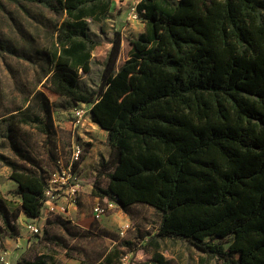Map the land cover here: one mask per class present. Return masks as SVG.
<instances>
[{
  "label": "trees",
  "instance_id": "trees-1",
  "mask_svg": "<svg viewBox=\"0 0 264 264\" xmlns=\"http://www.w3.org/2000/svg\"><path fill=\"white\" fill-rule=\"evenodd\" d=\"M110 2L58 0L66 17L45 52L50 89L91 104L92 122L108 132L114 165L108 185L95 182L91 193L124 209L153 207L161 213L156 237L185 240L221 264H264V0H139L144 31L119 67L115 33L101 85L86 91L79 73L91 72L100 42L86 19H102ZM38 117L23 122L48 133ZM0 160L21 212L39 217L46 176L29 161ZM10 217L0 199L6 235L16 238ZM115 255L94 264H114ZM16 264L46 262L22 256ZM144 264L168 262L156 251Z\"/></svg>",
  "mask_w": 264,
  "mask_h": 264
},
{
  "label": "rangeland",
  "instance_id": "rangeland-1",
  "mask_svg": "<svg viewBox=\"0 0 264 264\" xmlns=\"http://www.w3.org/2000/svg\"><path fill=\"white\" fill-rule=\"evenodd\" d=\"M137 2L111 0L102 19H86L89 36L100 42L91 52V72L79 73L83 90L91 91L101 85V71L116 32L121 35L117 67L131 53L130 41L144 31L141 16L135 21L128 20L130 8ZM65 17L58 0H0V154L26 165L29 161V169L46 178L56 168L57 154L66 159L72 140L81 142L76 130L101 132L92 124L89 104H78L53 92L45 77V52L51 49L56 29ZM75 107L85 111L78 125L74 122ZM36 116L49 128L48 133L23 122ZM90 143L83 144L87 147ZM104 150L101 173H98L97 180L90 178L84 183L85 196L81 195L76 202V217L53 214L37 223L40 232L36 235L21 234V200L16 194L17 183L9 177V166L0 160V199L17 224L20 237L25 238L22 250L17 246L14 251L16 243H6L10 237L0 219V254H4L11 264H16L22 256L31 260L41 256L46 264H63L66 254L94 264L108 252H115L114 264H144L159 251L168 264H221L185 240L156 237L161 213L145 203L126 209L117 204L99 220L95 219L91 214L92 204L98 200L103 203L111 200L108 196L96 198L91 193L95 182L101 188L108 185L112 151L107 147ZM49 220L51 222L47 223ZM126 220L131 227L121 235L120 226ZM51 236L57 237L60 245L66 248L48 242L46 237ZM228 244V241H222L225 249Z\"/></svg>",
  "mask_w": 264,
  "mask_h": 264
},
{
  "label": "built area",
  "instance_id": "built-area-1",
  "mask_svg": "<svg viewBox=\"0 0 264 264\" xmlns=\"http://www.w3.org/2000/svg\"><path fill=\"white\" fill-rule=\"evenodd\" d=\"M139 13L136 10V4L130 8L129 19L138 20ZM85 114V111L79 107L74 108V122L78 125ZM84 152H86L85 145L79 140H73L70 146V152L68 158L64 159L62 155H59L55 159L56 168L49 174L47 178V185L43 193V200L41 205L40 215L41 219L46 220L53 214L60 213L67 216L68 206L76 205L80 197V191L82 182L77 172L78 164L81 162ZM65 195L66 202L61 205L58 204L57 199L60 197V193ZM118 203L111 200L102 202L98 200L92 204L91 214L95 219L99 220L103 217L107 211ZM130 223L128 220L123 221L119 233L124 235L127 230L130 229ZM21 229L24 234L36 235L40 232V227L35 221L23 219L21 222ZM0 264H11L10 261L0 254Z\"/></svg>",
  "mask_w": 264,
  "mask_h": 264
},
{
  "label": "crops",
  "instance_id": "crops-1",
  "mask_svg": "<svg viewBox=\"0 0 264 264\" xmlns=\"http://www.w3.org/2000/svg\"><path fill=\"white\" fill-rule=\"evenodd\" d=\"M137 1L139 2V0H137ZM128 20H129V15H128ZM108 50H110V48ZM120 53H121V50H120ZM120 53H119V56H120ZM77 103L79 104L81 102H77ZM81 104H85V103H81ZM90 106H91V104H89V108H90ZM90 115H91V113H90ZM92 124H93V126H97V124L94 122H92ZM97 128L101 132L76 130L77 136L81 138V142H83L84 144L86 143V141L91 142L86 147V152H84L82 160H81V162H79L78 169H77V172L79 174V178L82 182L81 191H80V196L82 195V197L85 196L84 191H86V189H85L86 186H84V183H86V181L89 180L90 178L97 179L99 177L98 176V173H100L99 169H101V164H103L102 161H103V159H105L104 147H107L108 151H111V148L107 143L108 132L104 129H101L99 126H97ZM90 186H88V187L90 188ZM96 198H98V197H96ZM57 201H58L57 203L61 204V205H63L66 202V197L64 194H62V192L60 193V197L57 199ZM133 205H135V204H133ZM76 208H77V205L74 206L71 204L68 206L67 216L61 215L60 213H58V215H61V217L74 218V217H76ZM20 217L22 218V220L27 219V220L35 221L36 223L43 221V219H41V216H39L37 218L28 219V217L23 212H21L19 219H20ZM126 219H128V218H126ZM21 234H24L22 229H21ZM19 237H20V234H19ZM19 237L10 238V239L6 240V243L10 242V244H12V245L14 244V242L16 243V245L13 246L14 251L17 250L16 249L17 246L19 248L18 250H20V251L22 250L23 246H25V244H24L25 238L24 237L19 238ZM63 264H83V263H82V260H80L77 256H69V257H66L64 259Z\"/></svg>",
  "mask_w": 264,
  "mask_h": 264
}]
</instances>
